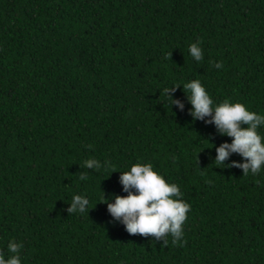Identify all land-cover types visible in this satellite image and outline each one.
Masks as SVG:
<instances>
[{
    "label": "trees",
    "instance_id": "16d2710c",
    "mask_svg": "<svg viewBox=\"0 0 264 264\" xmlns=\"http://www.w3.org/2000/svg\"><path fill=\"white\" fill-rule=\"evenodd\" d=\"M192 79L264 115V0H0V251L21 243L22 264H264V171L213 161L210 143L232 138L193 120L182 87L183 111L163 93ZM135 163L179 186L181 241L129 234L108 213L103 193L126 195L119 171ZM74 194L88 213H68Z\"/></svg>",
    "mask_w": 264,
    "mask_h": 264
},
{
    "label": "clouds",
    "instance_id": "9594fccd",
    "mask_svg": "<svg viewBox=\"0 0 264 264\" xmlns=\"http://www.w3.org/2000/svg\"><path fill=\"white\" fill-rule=\"evenodd\" d=\"M188 52L196 62L203 59L199 41L189 44ZM215 67L221 68L222 64L216 63ZM177 87H182L186 100L191 105L188 114L193 120L214 125L219 135L232 138L230 143L225 141L219 146L209 142L211 148L215 147L213 161L224 167L242 169L243 175L256 176L264 171V135L259 131L264 128V115L229 99L215 103L199 79L163 90L164 95L170 98L171 105H175L180 111L185 108L184 102L171 95ZM206 117L209 119H205ZM232 154H238L241 161L233 160L226 165L224 162ZM107 166V161L102 164L95 158L83 162V168L88 170L99 171ZM119 172V183L126 195L111 194L105 197L103 193L102 196V202L107 205L110 216L123 224L129 234L151 235L157 241L163 239L164 243H167L165 237L171 235L173 244L181 241L184 235L182 226L190 205L182 199L183 193L179 186L167 182L151 163H135ZM79 179L86 181L87 172L81 171ZM89 204L90 200L86 195L74 194L67 211L69 214L88 213ZM22 247L21 243L10 240L7 245L9 255L0 251V264H22Z\"/></svg>",
    "mask_w": 264,
    "mask_h": 264
}]
</instances>
